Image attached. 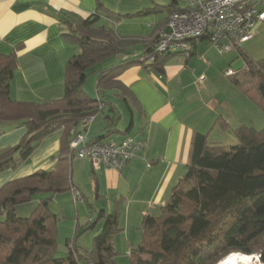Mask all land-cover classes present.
Returning <instances> with one entry per match:
<instances>
[{"label":"trees","instance_id":"trees-1","mask_svg":"<svg viewBox=\"0 0 264 264\" xmlns=\"http://www.w3.org/2000/svg\"><path fill=\"white\" fill-rule=\"evenodd\" d=\"M97 1V13L79 19L77 28L64 34L78 44L80 51L65 64L62 97L44 102L11 99L9 87L16 69L17 47L8 54L0 53V123L15 121L27 129L19 144L0 155V170L15 167L45 137L55 130L62 131L60 155L52 170H39L0 187V264H118L114 258L119 253L111 238L121 230L118 213L122 197L113 200L108 214L98 211V219L104 217V222L92 239V249H69L65 257L55 256L58 218L48 206L55 194L73 188L74 155L69 147V132L84 117L101 111L96 96L110 88L127 102L128 91L116 80L117 76L133 64L162 73L171 54L154 52L156 36L141 56L95 70L96 65L115 56L127 44L114 37L113 32L108 34L103 27L93 26L98 12L114 20L122 16ZM177 10L178 3L172 0L166 5L145 8L141 13L164 11L169 15ZM147 54H153L154 59L146 61ZM243 65L241 71L226 77L264 113V59L252 61L244 56ZM91 73L97 74L95 97L83 88ZM100 100L103 104L101 96ZM109 109L115 117L114 107ZM114 117L106 115L104 119L114 123ZM217 122L223 129L228 128L220 117ZM233 135L236 144L225 148L210 145L208 132L193 133L184 176L157 212L142 216L140 239L130 247L127 264H215L231 253H258L264 263V127L258 130L241 125L233 129ZM90 181L95 198H99L94 174H90ZM37 193L44 196L30 216H18L15 206ZM98 219L89 227L95 226Z\"/></svg>","mask_w":264,"mask_h":264},{"label":"crops","instance_id":"crops-1","mask_svg":"<svg viewBox=\"0 0 264 264\" xmlns=\"http://www.w3.org/2000/svg\"><path fill=\"white\" fill-rule=\"evenodd\" d=\"M99 1L109 11L122 16L114 20L98 12L99 18L93 26L103 27L108 34L113 32L114 37L127 44L115 56L101 62V67L96 65L95 70L141 56L164 27L168 17L164 11L141 13L145 8L160 5L157 0ZM97 4V0H0V53L8 54L17 47L16 69L9 87L11 99L44 102L62 97L65 64L80 51L78 44L66 39L64 34H70L77 28L79 19L97 13ZM166 4L168 1L161 5ZM129 14L132 16H124ZM208 44L200 38L193 41L188 57L171 54L163 64L162 73L141 64L125 68L116 80L126 87L127 102L115 89L101 90L100 96L104 102L101 111L89 125L87 139L120 142L126 136H132L145 142L144 148L138 150L121 171L105 167L93 171L88 160L73 156L72 187L80 192L82 199L88 196L74 177L80 171L89 176V192L93 191L90 174L96 178L100 197L93 195L96 199L91 203L94 209L103 210L106 215L112 210L113 200L123 198L118 213L121 230L111 238L119 253L114 258L116 262H124L129 256L130 247L139 242L142 216L157 212L168 200L172 187L184 176L193 133L208 132L209 143L210 133L216 126L223 131L230 130L233 135L234 128L251 125L243 113L244 108L249 109L254 104L245 96L233 97V89L228 91L232 97L215 96L207 85L201 90L189 89L191 82H186L185 76L191 71V59L195 55L205 54ZM86 93L95 97L96 87L94 93L88 89ZM238 100L241 102L240 112L235 108ZM122 104L128 109L130 117L124 129L116 126ZM110 106L114 107L115 117ZM106 115L113 116L115 122L106 121ZM219 117L227 123L228 128L220 126L217 122ZM107 125L110 126L104 130ZM74 128L78 131L82 125L77 123ZM61 132L58 129L45 137L30 156L24 161H17L15 167L0 170V187L9 180L39 170H52L60 155ZM26 133V126L15 121L0 123V155L19 144ZM71 192L72 189L64 194L71 196ZM60 196L62 194H55L51 202L54 203ZM58 209L64 208L58 205ZM78 227L76 223L75 232ZM101 227L96 228L97 232ZM119 245L124 247L123 254Z\"/></svg>","mask_w":264,"mask_h":264},{"label":"built area","instance_id":"built-area-1","mask_svg":"<svg viewBox=\"0 0 264 264\" xmlns=\"http://www.w3.org/2000/svg\"><path fill=\"white\" fill-rule=\"evenodd\" d=\"M183 7L168 15L164 27L157 33L154 52L179 54L188 57L193 41L203 38L218 52L226 53L241 48V45L255 35V27L264 22V0H176ZM146 61L154 59L153 54L144 56ZM245 66V65H243ZM233 71L226 70L225 75ZM204 75L198 81L203 83ZM99 108L100 96H96ZM95 115L80 120L82 128L70 130L69 147L73 155L90 162L92 170L101 167L121 171L134 154L144 148L145 142L132 136H126L120 142L88 140L87 130ZM73 202L81 199L78 190L72 188ZM91 221V216L88 217ZM252 264H264L257 261L260 255L251 254Z\"/></svg>","mask_w":264,"mask_h":264},{"label":"rangeland","instance_id":"rangeland-1","mask_svg":"<svg viewBox=\"0 0 264 264\" xmlns=\"http://www.w3.org/2000/svg\"><path fill=\"white\" fill-rule=\"evenodd\" d=\"M167 1L168 3L170 2V0H157L160 5L165 4ZM178 5L180 7L184 6L182 2H179ZM262 7L264 8V2L262 3ZM244 56L252 61L264 59V22L258 23L256 25L255 35L241 45V51L237 49L226 53H220L212 45L208 44L205 47V54H201V56L195 55L191 59V71H189L185 76V81L191 82L189 89L193 91L198 89L201 90L202 87H206L207 85L210 86L208 87V90L211 91V93H213L215 96L232 97L228 91L229 89H233V97H236V95L243 97L241 91L237 89L231 83L230 79L226 77L225 71H241L244 64ZM98 65L101 67L103 64L100 63ZM201 74L205 76L203 83L198 81V78ZM96 78V73H91L88 75L83 85L85 92L86 89L91 90L93 93L95 92ZM182 78L184 80V76H182ZM235 108L237 109V112L242 110L240 101L237 105H235ZM244 109L245 111L243 114L245 117L249 118L250 124L258 130L262 129L264 127V113L260 110V108L250 105L249 109ZM119 110V121H117L116 126L117 128L124 129L127 127L130 119L128 109L122 104L119 107ZM230 138L233 139L231 140ZM209 143L212 145L229 148L230 146L236 144V140L230 130L223 131L218 126H216L210 133ZM74 177L75 180L78 181L81 190L88 196V198H81L76 200V202H73L72 192L71 196L64 194L69 192L68 190L60 193L62 196H60L58 200L54 201V203L51 202L52 204L50 205V210L55 212L56 214H54L58 218L56 222L57 234L55 244V256L57 257L67 256L69 249L90 251L92 249V239L99 233V231L97 232V229H99V227L103 225L102 223L104 222V219H98L99 210L94 209L91 205L92 201L96 199L93 196V191L89 192L88 189L89 176L85 172L80 171L76 172ZM42 195V193H37L33 195L29 201L16 205L18 206L15 210L16 214L21 217H29ZM58 205L64 209H58ZM89 216H91V221H88ZM96 219L100 221H98L99 223L97 222L95 224L96 227H89ZM76 223L79 227L75 232L74 225ZM118 247L120 253L122 252L123 254L122 250L124 247L121 245ZM117 262L119 264H127L129 262V256L125 258L124 262Z\"/></svg>","mask_w":264,"mask_h":264},{"label":"bare ground","instance_id":"bare-ground-1","mask_svg":"<svg viewBox=\"0 0 264 264\" xmlns=\"http://www.w3.org/2000/svg\"><path fill=\"white\" fill-rule=\"evenodd\" d=\"M253 255L231 253L215 264H252Z\"/></svg>","mask_w":264,"mask_h":264},{"label":"clouds","instance_id":"clouds-1","mask_svg":"<svg viewBox=\"0 0 264 264\" xmlns=\"http://www.w3.org/2000/svg\"><path fill=\"white\" fill-rule=\"evenodd\" d=\"M257 261H260V259H259V260H257Z\"/></svg>","mask_w":264,"mask_h":264}]
</instances>
